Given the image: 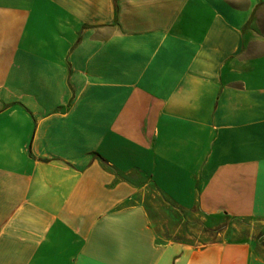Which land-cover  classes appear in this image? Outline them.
<instances>
[{
    "label": "crops",
    "instance_id": "obj_1",
    "mask_svg": "<svg viewBox=\"0 0 264 264\" xmlns=\"http://www.w3.org/2000/svg\"><path fill=\"white\" fill-rule=\"evenodd\" d=\"M0 264H264V0H0Z\"/></svg>",
    "mask_w": 264,
    "mask_h": 264
}]
</instances>
